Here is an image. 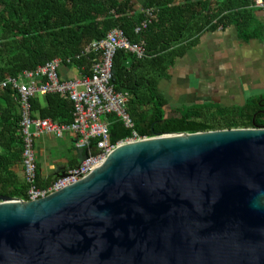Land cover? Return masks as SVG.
Returning a JSON list of instances; mask_svg holds the SVG:
<instances>
[{
    "label": "water",
    "instance_id": "1",
    "mask_svg": "<svg viewBox=\"0 0 264 264\" xmlns=\"http://www.w3.org/2000/svg\"><path fill=\"white\" fill-rule=\"evenodd\" d=\"M0 264H264V127L153 135L0 195Z\"/></svg>",
    "mask_w": 264,
    "mask_h": 264
},
{
    "label": "trees",
    "instance_id": "2",
    "mask_svg": "<svg viewBox=\"0 0 264 264\" xmlns=\"http://www.w3.org/2000/svg\"><path fill=\"white\" fill-rule=\"evenodd\" d=\"M253 4V0H144L140 8H153L154 17L137 33L134 29L144 15L133 0H0V83L54 58L73 57L72 63L89 67L92 56L75 58L76 54L118 28L129 41L145 43L143 58L115 51L110 80L116 91L128 94L125 110L139 136L262 128L264 94L249 97L242 105L202 103L165 112L166 100L158 89L167 68L203 31L234 25L240 40L263 37L264 26L256 21ZM17 98L10 83L0 86V195L26 199L28 186L14 171L22 165L23 150ZM30 105L33 117L63 124L72 119L70 101L57 93L35 95ZM106 119L112 144L131 135L113 114ZM53 179L36 175V185L45 187Z\"/></svg>",
    "mask_w": 264,
    "mask_h": 264
},
{
    "label": "built area",
    "instance_id": "3",
    "mask_svg": "<svg viewBox=\"0 0 264 264\" xmlns=\"http://www.w3.org/2000/svg\"><path fill=\"white\" fill-rule=\"evenodd\" d=\"M253 6L263 8V0H253ZM143 13L141 23L135 27L140 32L154 17L153 8H138ZM117 49H122L137 58L146 56L143 40L131 42L122 30L114 28L103 39L94 40L79 54H91L87 74L79 78H60L61 65L72 64L73 57L54 58L32 70H25L15 78H7L0 86L10 83L17 91V103L20 110V132L23 138L22 165L23 177L27 184V198L39 197L56 192L71 181L88 173L103 162L117 145L147 138L139 136L133 130V122L125 110L128 100L126 92L115 90L112 77V57ZM77 55L75 58H78ZM57 93L71 103L72 119L69 123H58L49 118L33 117L30 98L35 95ZM113 114L131 130V135L112 144L110 142L109 121L107 115ZM73 133L75 147L85 151L82 161L66 170L63 176H57L45 187L36 185V160L34 139L44 134L61 137L64 133Z\"/></svg>",
    "mask_w": 264,
    "mask_h": 264
},
{
    "label": "crops",
    "instance_id": "4",
    "mask_svg": "<svg viewBox=\"0 0 264 264\" xmlns=\"http://www.w3.org/2000/svg\"><path fill=\"white\" fill-rule=\"evenodd\" d=\"M143 1L133 0L134 7L140 8ZM254 16L264 26V7L257 8ZM195 40L158 83L166 100L165 112L202 103L242 105L247 98L264 94V36L243 41L236 27L229 25L203 31ZM79 54L76 56L86 55ZM88 69L74 63L61 65L58 75L65 79L79 78ZM40 100L44 102L42 97ZM75 140V135L69 132L61 137L52 134L36 137L33 144L36 175L42 180L52 179L78 165L85 151L75 147ZM14 171L23 177L21 164Z\"/></svg>",
    "mask_w": 264,
    "mask_h": 264
},
{
    "label": "rangeland",
    "instance_id": "5",
    "mask_svg": "<svg viewBox=\"0 0 264 264\" xmlns=\"http://www.w3.org/2000/svg\"><path fill=\"white\" fill-rule=\"evenodd\" d=\"M138 8V7H137Z\"/></svg>",
    "mask_w": 264,
    "mask_h": 264
}]
</instances>
